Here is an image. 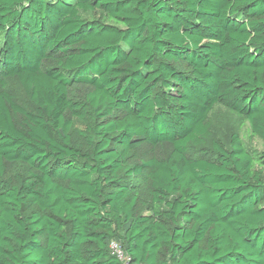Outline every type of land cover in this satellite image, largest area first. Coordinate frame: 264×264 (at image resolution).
Masks as SVG:
<instances>
[{"label":"trees","instance_id":"obj_1","mask_svg":"<svg viewBox=\"0 0 264 264\" xmlns=\"http://www.w3.org/2000/svg\"><path fill=\"white\" fill-rule=\"evenodd\" d=\"M216 105L261 150L207 145ZM112 241L264 264V0H0V264H122Z\"/></svg>","mask_w":264,"mask_h":264},{"label":"rangeland","instance_id":"obj_2","mask_svg":"<svg viewBox=\"0 0 264 264\" xmlns=\"http://www.w3.org/2000/svg\"><path fill=\"white\" fill-rule=\"evenodd\" d=\"M90 18L89 15H87ZM6 90L16 97L19 101L27 102L26 96L23 93L18 82L14 79L7 80ZM77 90L71 92V97L77 98ZM208 125L210 131V137L207 141L209 145L212 141H220L223 144H227L230 136L233 133H237L245 144L249 147L257 150H261V143L257 139H252L248 130V124L241 125L239 120L228 112L224 107L216 105L212 112L208 116ZM76 128L83 129L84 125L80 122H76ZM202 147V146H201ZM201 147H198L200 149ZM205 147H207L205 145ZM171 146L168 144H160L154 151L159 157H165L171 152ZM196 148H191V150ZM142 157H149L153 152L149 147H141L138 152ZM20 168L11 169V177L19 174Z\"/></svg>","mask_w":264,"mask_h":264},{"label":"built area","instance_id":"obj_3","mask_svg":"<svg viewBox=\"0 0 264 264\" xmlns=\"http://www.w3.org/2000/svg\"><path fill=\"white\" fill-rule=\"evenodd\" d=\"M109 250L111 254L122 264H127L129 262L128 256L125 254L119 243L115 241L110 242Z\"/></svg>","mask_w":264,"mask_h":264}]
</instances>
